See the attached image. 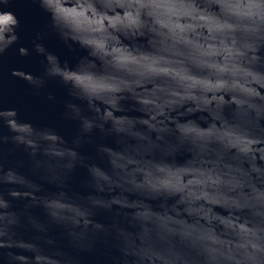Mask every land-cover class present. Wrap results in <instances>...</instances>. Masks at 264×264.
<instances>
[{"label":"clouds","instance_id":"9594fccd","mask_svg":"<svg viewBox=\"0 0 264 264\" xmlns=\"http://www.w3.org/2000/svg\"><path fill=\"white\" fill-rule=\"evenodd\" d=\"M26 3L86 54L69 65L38 31L40 74L11 73L37 92L49 79L64 84L62 115L78 131L69 143L0 106V158L10 143L31 165V176L0 165V264H78L50 225L74 250H115L108 264H264V0H0V58L13 46L29 55ZM95 133L116 145L97 144L100 164L78 151ZM78 167L88 173L83 196L67 191ZM13 200L27 203L17 210ZM101 211L108 223L95 219ZM22 228L34 236L21 238Z\"/></svg>","mask_w":264,"mask_h":264},{"label":"water","instance_id":"95a60500","mask_svg":"<svg viewBox=\"0 0 264 264\" xmlns=\"http://www.w3.org/2000/svg\"><path fill=\"white\" fill-rule=\"evenodd\" d=\"M21 15V29H20V45L29 49V55L20 57L17 53V47L13 46L5 53L3 58H0V106L5 108H15L18 112L19 118L31 122L36 127H44L53 129L64 140L71 143L77 134V123L65 119L62 115L64 102L69 100L67 87L59 80L49 79L46 81L43 88L38 92L22 78L11 75L13 70H22L31 72L33 75H38L41 72L40 61L42 56H38L33 50L31 39L36 32L40 31L47 33L40 41L47 50L55 53L62 61L69 65H75L78 60L86 53L76 45L71 47L65 45L57 35L47 30L48 15L44 13L38 5L34 3H26L20 6ZM258 88V86H257ZM49 94L53 99L49 100ZM125 107L131 108L132 104L129 101L125 102ZM132 115H140L136 112H131ZM201 113L194 114L192 119H198ZM12 123V122H10ZM3 134L8 135L6 128L0 129ZM97 144H106L116 147L112 137H102L99 133L93 134L90 142L84 143L80 146L78 151L86 158H95L96 163L100 164L102 161L97 157ZM183 155L177 156V161L184 160ZM0 165L5 169L8 167H16L18 171L25 175L31 176V165L29 163L26 152L22 148H16L13 145H3V156L0 158ZM36 182L42 185L45 192L56 191L54 185L46 183L37 177H32ZM88 173L86 168L78 167L70 175L68 180L67 191L70 194L86 195L89 191L87 187ZM7 191V186L3 189ZM15 195V193H14ZM27 203L25 200H13V207L17 210L22 209ZM159 201L154 202L158 204ZM171 203V201H169ZM223 213V210L216 209ZM31 213L39 218L42 222H47V217L42 208L33 207L30 209ZM95 219L100 223H108V214L104 212H97ZM18 234L21 238L29 240L34 236V233L28 229H18ZM49 236L54 240L57 247L63 249L68 254L74 256L78 260V264H108V257L116 255L115 250L104 245H98L96 250L78 251L72 249L68 245L65 238L64 230L58 226H49ZM16 254L30 255L22 250L13 249Z\"/></svg>","mask_w":264,"mask_h":264}]
</instances>
